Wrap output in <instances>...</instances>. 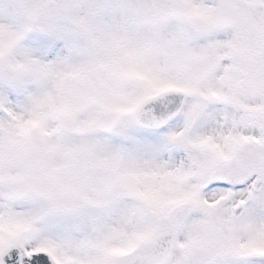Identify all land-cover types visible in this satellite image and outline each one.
<instances>
[{
	"label": "snow or ice",
	"instance_id": "snow-or-ice-1",
	"mask_svg": "<svg viewBox=\"0 0 264 264\" xmlns=\"http://www.w3.org/2000/svg\"><path fill=\"white\" fill-rule=\"evenodd\" d=\"M0 264H264V0H0Z\"/></svg>",
	"mask_w": 264,
	"mask_h": 264
}]
</instances>
